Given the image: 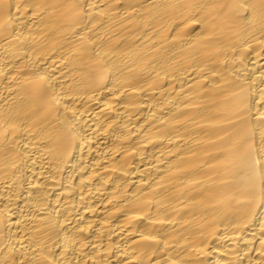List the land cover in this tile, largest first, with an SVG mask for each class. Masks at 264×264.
Here are the masks:
<instances>
[{
	"label": "bare ground",
	"instance_id": "obj_1",
	"mask_svg": "<svg viewBox=\"0 0 264 264\" xmlns=\"http://www.w3.org/2000/svg\"><path fill=\"white\" fill-rule=\"evenodd\" d=\"M0 264H264V0H0Z\"/></svg>",
	"mask_w": 264,
	"mask_h": 264
}]
</instances>
